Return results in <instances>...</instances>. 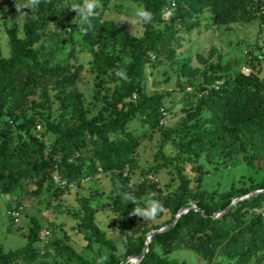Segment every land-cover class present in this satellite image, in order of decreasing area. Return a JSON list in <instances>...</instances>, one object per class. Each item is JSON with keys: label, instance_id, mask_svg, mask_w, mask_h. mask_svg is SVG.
<instances>
[{"label": "trees", "instance_id": "1", "mask_svg": "<svg viewBox=\"0 0 264 264\" xmlns=\"http://www.w3.org/2000/svg\"><path fill=\"white\" fill-rule=\"evenodd\" d=\"M82 5L83 0H74ZM153 14V23L144 26L142 36L129 34L125 28L112 21H102L100 17L90 18L89 23L72 24L63 20L56 8L62 0H40L39 11L35 16L26 19L23 25V37L17 35V29L9 32L12 51L9 57H0V124L6 116L21 131L25 138L14 143L7 132H2L0 142V191L10 193L19 187L25 179L36 182L35 195L42 193L43 187L60 189L63 179L67 183L82 175V166L89 161V170L85 177H92L101 171L121 170L127 164L136 167L134 154L141 143L142 137L136 138L127 129V124L137 115L152 132H159L162 141L166 142L182 129H165L164 100L172 95L170 91L155 92L147 95L140 90V82L150 55L159 58L167 57L169 50L178 40L180 21L182 24L198 13L209 8L215 24H224L236 20L238 8L245 0H131ZM108 0H99L100 6ZM174 5V7H173ZM171 10L169 22L163 28L154 29L153 24L165 21L166 11ZM54 22L62 30L76 32L84 39L92 38L97 32H104L112 42L122 49H127L131 61L124 64L116 53H96L95 58L115 72H126L127 80L117 76L116 91L111 97L112 118L105 120L98 114L88 120L82 116L80 101L76 91L78 79L65 72V68L57 63L47 65L40 61L41 51L34 48L38 42V31ZM49 86L57 89L62 116L71 111L79 110L80 119L71 126H63L61 122L51 119L44 110L51 107ZM226 84L212 83L200 93L199 101L211 112L210 127L198 130L193 137L181 143L182 150L201 148L200 144L218 148L217 142L223 138L226 129L240 130L243 141L250 150L248 165L262 171L259 190L230 207L235 195L233 190L220 194L217 204L203 199L197 201L198 210L190 209L182 214L174 223L175 215L186 207V201L195 198L196 192L191 181L184 174V166L180 157L168 159L159 150L156 158L161 161L160 168L171 167L176 170L179 180L178 194L167 203L173 214L168 224L171 226L156 233L150 242L148 251L139 262L130 259L140 256L146 249V234L158 229L147 226L143 233L133 236L131 229L137 225L135 217L130 215L136 203L135 193H131L128 178L116 176L113 181L114 208L121 242L125 250L124 260L118 257L115 243L106 236L94 221V210L89 206L88 199L83 204L78 218L88 228L94 240L105 246L108 258L101 264H179L175 258L161 256L155 247L164 254L176 249L187 247L199 254L207 263L211 262L217 250L222 249L226 264H248L256 253L264 250V217L250 216L251 209L258 208L264 202V83L258 80L237 88L225 87ZM263 94V95H260ZM135 95V97H134ZM186 103L188 99H186ZM128 104V102H130ZM29 104L33 113L22 118L23 107ZM42 119L48 131L55 139L46 154V145L34 134L38 120ZM122 136L114 141L110 136ZM145 173V171H142ZM57 175L59 184H55ZM252 190L244 189L247 195ZM132 194V195H131ZM127 197V198H126ZM40 223L31 219V227L26 236L27 243L19 248L0 249V264H22L23 260L33 255L48 257L49 241L40 251ZM51 233V232H50ZM60 257H65L75 264H91L71 245L63 243L52 247ZM68 264V263H52Z\"/></svg>", "mask_w": 264, "mask_h": 264}, {"label": "rangeland", "instance_id": "2", "mask_svg": "<svg viewBox=\"0 0 264 264\" xmlns=\"http://www.w3.org/2000/svg\"><path fill=\"white\" fill-rule=\"evenodd\" d=\"M27 0H0V57L10 56L12 47L9 32L17 29V35L23 37V25L27 18L35 16L36 6H29L17 11ZM74 6H82L74 0H62L56 8L60 17L72 24L81 25V19L73 11ZM142 5L131 0H108L96 13L102 21H112L134 36H142L144 26H132L130 21L137 8ZM143 8V7H142ZM213 12L207 8L188 22L179 25L178 40L169 50L167 57L150 55L140 82L141 92L150 95L155 92L170 91L172 95L164 100L165 110L162 125L165 129H182L173 138L162 141L159 132H152L143 124L139 115L128 124L127 129L136 138L142 137L136 148L134 161L136 167L127 164L121 170L100 172L92 177H85L89 170V161L82 166V175L75 180L64 183L60 189L49 187L46 183L40 195H35L36 182L25 179L18 188L10 193L0 191V249L8 250L24 246L31 227V219L36 218L41 231L49 229L48 257L36 255L22 264L68 263L65 257L58 256L53 246L67 243L91 264H101L108 258L105 246L94 240L90 230L78 218L83 200H89L94 210L96 225L106 233L118 249V257L124 260L125 250L119 233L117 212L114 208L113 181L116 176L127 177L131 193L139 201L136 207H145V198L156 199L165 209L155 220H147L134 216L137 225L131 229L133 236L143 233V229L153 225H168L173 214L167 203L178 194L179 180L176 170L171 167L160 168V160L156 158L159 150L168 159L180 157L184 166V174L190 179L191 187L196 192L195 198L186 201V205L196 206L203 199L217 204L220 194L233 190L235 195L244 196L243 190L252 192L259 190L262 171L248 165L250 150L243 141L240 130L226 129L218 148L200 144L201 148L182 150L181 143L190 139L200 129L210 127L211 112L199 101L200 93L211 86L226 84L225 87L240 88L249 81L264 83V0H245L238 8L236 20L215 24ZM169 22L153 24L154 29L163 28ZM38 42L35 49L41 51L39 59L47 65L61 64L66 73L77 77L76 91L80 101V111L85 119H92L98 114L105 120L112 118L110 101L116 91L117 75L113 69L95 58L96 53H116L124 64L131 61L129 51L109 40L105 33L97 32L92 38L84 39L76 32L62 30L54 22H50L44 30L38 31ZM264 93V90L263 92ZM51 107L44 110L51 119L61 122L63 126H71L80 118L79 110L62 116L57 89L49 86ZM263 95V94H260ZM186 99L188 102L186 103ZM261 101L264 100L260 99ZM264 102V101H263ZM128 102V104H130ZM33 111L29 104L23 107L22 118H28ZM0 124L1 133L7 132L12 141L25 138L16 129L8 117L3 116ZM35 135L46 145V154L51 156L50 147L55 136L47 130L42 119L33 129ZM122 136H110L118 141ZM145 171V173H142ZM54 178L59 184L58 176ZM132 195V194H131ZM20 212L19 222L12 218V212ZM150 233V232H149ZM146 234V239L148 234ZM40 245V251L45 245ZM155 250L167 258H175L179 264H226L222 249L217 250L211 262L207 263L194 251L183 247L164 254L159 247ZM132 261V259H130ZM248 264H264V250L255 254Z\"/></svg>", "mask_w": 264, "mask_h": 264}, {"label": "clouds", "instance_id": "3", "mask_svg": "<svg viewBox=\"0 0 264 264\" xmlns=\"http://www.w3.org/2000/svg\"><path fill=\"white\" fill-rule=\"evenodd\" d=\"M40 0H27V2L17 7V11H21L22 8H26L29 6H36ZM100 6L99 0H83L82 6H74L73 11H75L81 19L82 23H89L90 18L96 15L95 10ZM174 7V5H173ZM166 15L171 16L172 11L167 10ZM153 14L144 8L140 7L137 8L133 14V17L130 21H125L130 23L133 27L134 26H144L147 24L153 23ZM116 75L119 76L121 79L127 80L126 72L123 70H118ZM127 198V197H126ZM133 203L139 204V201L133 198ZM145 207L141 208L139 206L132 209L130 215L142 217L143 219L147 220H155L157 215L161 212H164L165 209L163 204L156 200V199H149L145 198Z\"/></svg>", "mask_w": 264, "mask_h": 264}, {"label": "water", "instance_id": "4", "mask_svg": "<svg viewBox=\"0 0 264 264\" xmlns=\"http://www.w3.org/2000/svg\"><path fill=\"white\" fill-rule=\"evenodd\" d=\"M262 191H263V190H257V191L251 192V193H249V194H247V195H244V196H242V197H239V198H237V199H234V200L231 202L230 207L233 206V205H235L237 202L242 201V200H244V199H246V198H248V197H250V196H252V195H256V194H258V193H260V192H262ZM190 209L198 210V207H197V206H189V205H187L186 207L182 208V209L179 210L178 213L175 215L174 223L177 221V219H178L182 214L186 213V212H187L188 210H190ZM170 226H171V224H168V225L162 226V227H160V228H158V229H156V230L151 231V232L148 234V238L146 239V249H145V251H144L140 256H137V257L132 258V262H135V263H136V262H139V261L143 258L144 254L148 251V248H149L150 242H151V240H152V237H153L156 233L163 232V231L167 230Z\"/></svg>", "mask_w": 264, "mask_h": 264}, {"label": "built area", "instance_id": "5", "mask_svg": "<svg viewBox=\"0 0 264 264\" xmlns=\"http://www.w3.org/2000/svg\"><path fill=\"white\" fill-rule=\"evenodd\" d=\"M135 97V95H134ZM54 178H57L56 175L54 176ZM12 218L14 219V221L17 223L19 222V218H20V212L18 210H14L12 213ZM250 216H254V215H260L262 217H264V202L262 203V205L258 208L255 209H251L249 211ZM51 235L50 230L49 229H44L43 231H41L40 236H39V244L41 245H46L49 241V236Z\"/></svg>", "mask_w": 264, "mask_h": 264}]
</instances>
